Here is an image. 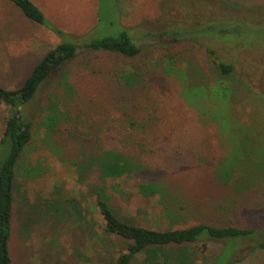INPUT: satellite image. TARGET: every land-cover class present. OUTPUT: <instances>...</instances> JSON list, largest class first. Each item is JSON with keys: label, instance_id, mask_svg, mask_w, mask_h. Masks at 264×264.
Wrapping results in <instances>:
<instances>
[{"label": "rangeland", "instance_id": "1", "mask_svg": "<svg viewBox=\"0 0 264 264\" xmlns=\"http://www.w3.org/2000/svg\"><path fill=\"white\" fill-rule=\"evenodd\" d=\"M33 1L48 22L76 42L118 36L127 30L143 50L131 59L82 48L62 75L54 73L43 83L27 106L33 136L17 166L12 264H116L128 241L105 231L96 204L102 191L118 215L134 224L167 229L206 222L264 228L263 167L253 165L255 169L246 173L241 167L232 169L233 181L247 177L242 191L230 186L231 182L224 184L219 173L229 160L228 134H240L237 130L228 133L220 123L201 115L198 108L203 107L194 108L184 97L186 89L198 81L192 73H201L200 83L217 81L213 57L205 49L211 39L194 35L180 40L144 38L147 32L197 29L201 16L194 10L202 9L210 18L213 13L204 4L209 0ZM211 1L264 8V0ZM244 29L248 43L264 46L262 27ZM62 40L8 0H0V84L20 86L42 56ZM244 49V57L259 64L248 69L252 80L245 78L247 86L234 98L235 119L254 134L259 129L263 141L264 50ZM173 54L170 63L168 56ZM135 66L142 67L147 76L140 85H144L142 92L134 95L120 75ZM120 102L130 104L127 111L132 105L137 110L138 123L133 128L137 132L124 122L126 131L114 126L121 125L122 120L116 118L124 110ZM214 108L217 112L225 109L224 104ZM8 111L0 100V138ZM52 114L59 116L53 126L49 124ZM234 146L232 154H247L240 142ZM107 150L132 155L143 168L133 176L104 177L95 159ZM9 151L10 145H0V162ZM145 181L161 185L153 192L144 187ZM256 240H264V232L245 242L232 238L225 251V241L220 240L170 245L163 248L165 255L145 252L132 264H180L185 257L193 264H210L223 251L217 264H264V248L247 250L246 244Z\"/></svg>", "mask_w": 264, "mask_h": 264}, {"label": "trees", "instance_id": "2", "mask_svg": "<svg viewBox=\"0 0 264 264\" xmlns=\"http://www.w3.org/2000/svg\"><path fill=\"white\" fill-rule=\"evenodd\" d=\"M8 1L17 7L25 17L46 26L62 37L63 40L42 56L20 86L9 88L0 84V100L9 107L4 132L0 138V145H10L8 155L0 162V264H12L13 262L10 252V238L17 166L33 136V121L27 111V106L36 98L43 83L54 73L62 75V69L68 67V64L79 55L82 48L93 53H115L131 59L138 58L143 50L127 30L118 36L108 35L94 37L84 42H76L65 30L53 25L52 22H48L42 9L33 0ZM204 4L206 9L212 12L213 15L209 18L207 14H203L202 9L197 8L194 10L195 13L201 16L198 20L196 19V22L199 21L197 29L193 26L185 30L182 28L168 29L158 34L147 32L144 38H166L169 36L180 40L184 36L194 35V37L211 39V43L206 45L205 49L213 57L214 73L217 81L215 84L210 85L200 83L201 73H192V77L197 78L198 81L196 85L186 89L184 97L194 108L199 106L207 108V110L198 108L201 115L207 116L212 122L220 123L221 127L227 130L228 133L236 130L239 132L240 135L227 133L232 147L228 156L229 160L227 159L226 163L224 162L225 166L220 169L222 175L220 173L219 175L222 177L224 184L231 182L230 186L242 191L247 187V177L245 175V178H237L233 181L232 169L241 167L246 173L255 169L252 166L256 165L259 168L263 167L264 171V139L261 141L260 130L257 129L256 134H254V130L250 132L248 126L236 121L234 114L236 103L234 98L243 91L244 86H247L245 78L252 80V72L250 73L248 69L257 68L259 64L250 61L246 55L244 57V48L264 50V46L254 47L251 43H248L245 37L243 38L242 33L245 30L244 26L248 27V25L253 27L257 25L264 30V8L241 7L222 1L212 3L211 0ZM203 15L207 16L206 19L202 18ZM233 36L235 37L233 38ZM174 55H169L168 60H173ZM255 57L260 58L259 56ZM240 68H243L242 73L239 70ZM160 72L158 71L157 74ZM145 73L143 68L138 66L130 70L129 73L122 74L123 76L120 75V79L125 81L126 89L131 94H140L144 89V85H140L144 83L147 76ZM199 75L200 77H198ZM211 102L218 106L217 109H220L221 104H224L225 109L222 112H217L214 105L210 106ZM120 105L124 106L122 117L116 116V118L122 120L121 125L114 126L126 131V128L122 125L124 122L126 125H130V129H133L138 123L137 110L132 105L130 111H127L130 104L126 105L125 102H120ZM58 118L57 114H52L49 117V124L55 125ZM237 142L244 145L247 150L244 157L232 154L235 148L234 145ZM125 156L127 155L121 151L107 150L101 157L95 159V162H97L104 177H118L125 174L133 176L137 170L143 168V165L137 162L134 156ZM159 184L161 185V183ZM159 184L145 181L144 187L154 192ZM96 198V204L105 220V231L128 241L126 249L120 254L116 264H132L139 254L145 252H149L151 256L160 257L165 255L163 248L166 246L187 245L207 240L225 241V247L223 248L225 251L230 246L229 240L232 238L244 239L245 242L249 238L258 239L261 233L264 232V228L243 227L237 224L215 225L206 222L167 229L134 224L118 215L104 191L98 193ZM246 246L247 250L253 252L259 248H264V240H256V242L251 245L246 244ZM222 254L215 256L210 264H217V260ZM179 262L180 264H193L188 257L180 259Z\"/></svg>", "mask_w": 264, "mask_h": 264}, {"label": "crops", "instance_id": "3", "mask_svg": "<svg viewBox=\"0 0 264 264\" xmlns=\"http://www.w3.org/2000/svg\"><path fill=\"white\" fill-rule=\"evenodd\" d=\"M10 242L12 243V241L10 240ZM11 252H12V247H11Z\"/></svg>", "mask_w": 264, "mask_h": 264}]
</instances>
